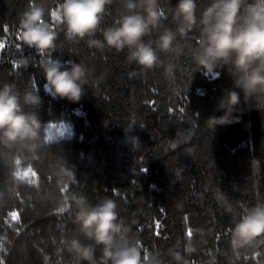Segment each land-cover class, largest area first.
<instances>
[{
    "label": "trees",
    "instance_id": "trees-1",
    "mask_svg": "<svg viewBox=\"0 0 264 264\" xmlns=\"http://www.w3.org/2000/svg\"><path fill=\"white\" fill-rule=\"evenodd\" d=\"M33 2L44 7L49 20L48 12L62 0H0V85L14 83L21 93L38 89L42 127L52 122L65 133L52 136V142L38 140L30 152L12 150L30 173L15 185L9 177L12 153L0 150L2 264H78L63 240L83 237L72 222L75 205L59 212L62 191L83 195L93 205L113 199L142 259L148 254L159 264H176L172 253L179 252L181 264H264V244L233 252L229 243L234 219L264 202V96L245 101L241 93L233 112L238 121L211 130L208 118L222 115L218 99L240 90L226 69L218 78L196 71L190 49L197 30L179 41L183 55L161 54L165 64L174 65L172 78H166L162 67L142 72L127 63L126 50L101 51L85 41H68L62 26L53 24L52 58L89 69L80 101L53 99L44 91L42 58L34 49L17 47L20 19ZM175 3L159 0L164 27L175 26ZM208 3L197 0V16ZM122 14V0H112L101 28ZM21 56L29 61L26 68L16 65ZM64 162L75 168L76 182L67 188L57 184ZM32 172L38 174L35 185L27 182ZM185 245L194 251L186 253Z\"/></svg>",
    "mask_w": 264,
    "mask_h": 264
},
{
    "label": "clouds",
    "instance_id": "clouds-1",
    "mask_svg": "<svg viewBox=\"0 0 264 264\" xmlns=\"http://www.w3.org/2000/svg\"><path fill=\"white\" fill-rule=\"evenodd\" d=\"M111 4L112 0H62L45 20L44 7L33 2L23 13L17 36L21 44L17 47L34 49L42 58L39 68L45 80L44 91L53 99L78 102L89 84V69L84 64L52 58L57 39L53 24L62 26L68 41H85L89 48L101 51L126 50L127 63L142 72L162 67L166 78H172L174 65L165 64L161 54L183 55L185 47L179 41L197 30L195 46L190 49L196 71L218 78L220 70L226 69L234 88L240 90H229L218 99L217 110L222 115L208 118L206 124L211 130L238 121L233 112L240 105L241 93L245 101L264 96V0H209L199 16L197 0H176L171 7L174 27L163 26L166 17L159 0H122L123 14L111 26L101 28L106 6ZM154 33L157 35L152 39ZM28 63L24 56L16 61L17 66L25 68ZM41 103L36 88L21 93L14 83L0 85V150L12 153L9 177L13 185L25 182L30 175L23 170V158L12 151L14 148L30 152L38 140L52 142V129L63 136L52 122L42 127L36 111ZM26 107L32 110L26 111ZM253 163L258 165L259 161ZM31 175L27 182L35 185L38 174ZM56 175L57 184L63 188L76 182L75 168L67 162L59 166ZM61 194L59 212L75 205L72 222L87 241L77 237L63 240L78 264H159L148 254L142 259L139 242L129 237L131 230L119 217L113 199L104 197L93 205L75 192ZM227 211L231 213L232 209ZM229 231L233 252L264 244V202L245 208ZM191 251L194 249L185 245V252ZM172 258L176 264L183 260L179 252H173Z\"/></svg>",
    "mask_w": 264,
    "mask_h": 264
},
{
    "label": "rangeland",
    "instance_id": "rangeland-1",
    "mask_svg": "<svg viewBox=\"0 0 264 264\" xmlns=\"http://www.w3.org/2000/svg\"><path fill=\"white\" fill-rule=\"evenodd\" d=\"M60 132H63V135L65 133L64 129H60ZM52 136H59L60 134L56 131V129H52Z\"/></svg>",
    "mask_w": 264,
    "mask_h": 264
},
{
    "label": "snow or ice",
    "instance_id": "snow-or-ice-1",
    "mask_svg": "<svg viewBox=\"0 0 264 264\" xmlns=\"http://www.w3.org/2000/svg\"><path fill=\"white\" fill-rule=\"evenodd\" d=\"M5 31H7V29H5ZM0 264H2V261H0Z\"/></svg>",
    "mask_w": 264,
    "mask_h": 264
}]
</instances>
